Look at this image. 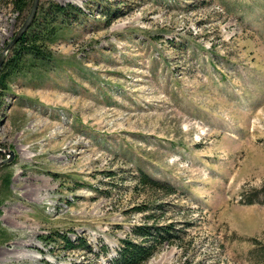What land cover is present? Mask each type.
<instances>
[{"label": "rangeland", "instance_id": "374dc122", "mask_svg": "<svg viewBox=\"0 0 264 264\" xmlns=\"http://www.w3.org/2000/svg\"><path fill=\"white\" fill-rule=\"evenodd\" d=\"M54 1L85 15L0 88V264L140 225L175 234L144 264H264V0ZM31 9L0 0V58Z\"/></svg>", "mask_w": 264, "mask_h": 264}, {"label": "trees", "instance_id": "16d2710c", "mask_svg": "<svg viewBox=\"0 0 264 264\" xmlns=\"http://www.w3.org/2000/svg\"><path fill=\"white\" fill-rule=\"evenodd\" d=\"M33 1L14 0V5L19 12L24 13L33 5ZM47 3V5L41 4L38 7L33 23L11 49L13 55L1 68L0 88L7 89L10 76L28 61L35 65L36 62L41 61L42 64H45L51 60L46 44L53 41L65 25L73 21L77 22L82 15H85L83 9L71 3L62 4L54 0ZM141 182L150 187L158 186V183L146 174L141 177ZM134 231L135 234L142 236L143 241L124 239L116 256L109 261V264H144L155 255L159 245L165 241H171L175 237L173 225H140L136 226ZM64 240H66L67 249H82L93 252L86 243H82L80 237L76 240L64 237ZM107 252L105 249L103 253Z\"/></svg>", "mask_w": 264, "mask_h": 264}, {"label": "water", "instance_id": "95a60500", "mask_svg": "<svg viewBox=\"0 0 264 264\" xmlns=\"http://www.w3.org/2000/svg\"><path fill=\"white\" fill-rule=\"evenodd\" d=\"M39 1L40 0H34L33 1L32 9H31V12H30L29 16L27 17V19L23 23V25H22L21 29L19 30V32L14 37L13 41L6 47L4 53L1 55L0 68L3 65V63H4L5 55L8 53V51L11 48H13V46H15V44L20 40V38L24 35V33L29 29V27L33 23L34 17H35V15L37 13V9H38V6H39Z\"/></svg>", "mask_w": 264, "mask_h": 264}]
</instances>
